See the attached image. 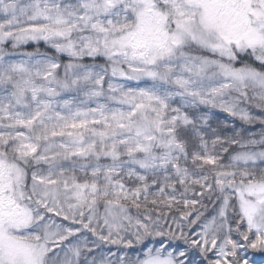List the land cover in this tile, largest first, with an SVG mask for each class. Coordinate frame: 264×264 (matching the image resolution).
<instances>
[{"label":"snow or ice","instance_id":"1","mask_svg":"<svg viewBox=\"0 0 264 264\" xmlns=\"http://www.w3.org/2000/svg\"><path fill=\"white\" fill-rule=\"evenodd\" d=\"M264 0H0V264H254Z\"/></svg>","mask_w":264,"mask_h":264},{"label":"rangeland","instance_id":"2","mask_svg":"<svg viewBox=\"0 0 264 264\" xmlns=\"http://www.w3.org/2000/svg\"><path fill=\"white\" fill-rule=\"evenodd\" d=\"M254 264H264V254L254 253L252 254Z\"/></svg>","mask_w":264,"mask_h":264}]
</instances>
